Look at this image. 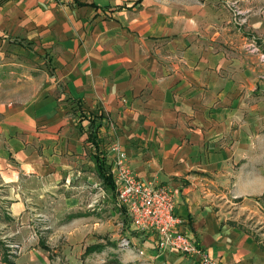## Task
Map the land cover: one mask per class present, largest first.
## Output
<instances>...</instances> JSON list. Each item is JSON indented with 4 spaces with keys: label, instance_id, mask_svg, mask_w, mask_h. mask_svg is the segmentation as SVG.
I'll return each mask as SVG.
<instances>
[{
    "label": "crops",
    "instance_id": "1",
    "mask_svg": "<svg viewBox=\"0 0 264 264\" xmlns=\"http://www.w3.org/2000/svg\"><path fill=\"white\" fill-rule=\"evenodd\" d=\"M126 1L0 0V86L19 85L0 97V186L84 176L97 165L92 131L108 163L118 141L139 178L177 189L178 230L212 258L264 264V234L246 226H264V64L243 34L251 22L234 26L231 0ZM17 196L2 200L18 210ZM157 252L159 264H199Z\"/></svg>",
    "mask_w": 264,
    "mask_h": 264
},
{
    "label": "rangeland",
    "instance_id": "2",
    "mask_svg": "<svg viewBox=\"0 0 264 264\" xmlns=\"http://www.w3.org/2000/svg\"><path fill=\"white\" fill-rule=\"evenodd\" d=\"M238 3L244 12L242 18H246L243 25L249 26L251 22V28L243 34L258 41L262 55L264 0H231L232 21L237 18V27L239 21L242 23L236 12ZM250 43L249 49L253 51L255 42ZM4 80L8 82L0 86L2 99L19 86L10 84L6 77L1 81ZM85 170L84 176L73 174L71 181L61 179L59 184L23 175L22 190L12 183L0 186V264H159L157 242L146 239L153 233L132 227L126 208L119 205L116 188L103 181L97 183L99 176L92 173L96 166H87ZM79 178L83 180L81 184ZM3 195L21 196V209L16 210L7 197L3 202ZM259 206L264 210L263 202ZM247 213L245 209V216ZM259 220L256 217L246 221V226L257 227L264 234ZM94 245L100 248L86 252Z\"/></svg>",
    "mask_w": 264,
    "mask_h": 264
},
{
    "label": "built area",
    "instance_id": "3",
    "mask_svg": "<svg viewBox=\"0 0 264 264\" xmlns=\"http://www.w3.org/2000/svg\"><path fill=\"white\" fill-rule=\"evenodd\" d=\"M237 15L244 12L237 8ZM242 23L246 18L240 17ZM253 51L259 48L252 43ZM264 60V54H262ZM110 149L114 154L111 173L115 180L116 193L120 207L126 208V214L135 230L155 232L160 250L174 248L193 256L199 264H220L200 246L193 236L178 230L179 218L176 216L177 189L168 185H153L139 178L128 162V155L118 141H113ZM108 162V161H107Z\"/></svg>",
    "mask_w": 264,
    "mask_h": 264
},
{
    "label": "trees",
    "instance_id": "4",
    "mask_svg": "<svg viewBox=\"0 0 264 264\" xmlns=\"http://www.w3.org/2000/svg\"><path fill=\"white\" fill-rule=\"evenodd\" d=\"M93 124H96L94 122V120H92V126ZM101 127V124L98 123L97 124V128ZM93 132L90 131L89 135H90V140L92 142V145L94 146V150H95V163L96 165V169H97V173L100 179L103 180V182L108 185L109 187H111L112 189H115V180L113 179L111 170H110V164H108L107 162V157L105 155V152L103 150L100 149V145H99V141L97 139L96 135L92 134ZM96 248H100L99 245H94V246H90L88 247L87 251L88 253L94 251V249Z\"/></svg>",
    "mask_w": 264,
    "mask_h": 264
}]
</instances>
